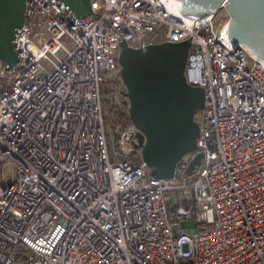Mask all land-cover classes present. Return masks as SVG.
Returning <instances> with one entry per match:
<instances>
[{"label":"built area","instance_id":"obj_1","mask_svg":"<svg viewBox=\"0 0 264 264\" xmlns=\"http://www.w3.org/2000/svg\"><path fill=\"white\" fill-rule=\"evenodd\" d=\"M91 2L79 17L27 0L16 28L0 86V264H264V61L229 37V17L215 29V12L193 18L182 0ZM185 39L200 135L157 178L138 127L110 123L104 103L123 82V40Z\"/></svg>","mask_w":264,"mask_h":264},{"label":"water","instance_id":"obj_2","mask_svg":"<svg viewBox=\"0 0 264 264\" xmlns=\"http://www.w3.org/2000/svg\"><path fill=\"white\" fill-rule=\"evenodd\" d=\"M71 11L86 17L93 12L91 0H63ZM225 7L230 15L228 35L245 44L264 61V0H182V8L196 19ZM27 0H0V60L13 69L18 60L14 37L24 22ZM118 60L125 89L123 101L138 127L137 146L150 174L174 176L177 162L197 148L200 125L196 112L203 108L204 89L185 77L190 39L150 43L135 48L121 43ZM202 152L191 160L188 172L201 162Z\"/></svg>","mask_w":264,"mask_h":264},{"label":"rangeland","instance_id":"obj_3","mask_svg":"<svg viewBox=\"0 0 264 264\" xmlns=\"http://www.w3.org/2000/svg\"><path fill=\"white\" fill-rule=\"evenodd\" d=\"M230 18V15L228 14L227 10L225 9V7H221L217 12H216V17L214 19V26H215V29H220L222 28L223 26V21L226 20L227 18ZM72 46V44L70 45ZM3 68H4V64H1L0 62V86L1 84H4L5 83V77H4V72H3ZM125 89V86L122 82V84L120 83L115 91V94H114V102L116 104H119V105H123L122 103H124L123 101L126 99V97L122 94V91ZM127 107V110H128V106L126 105ZM198 115V113L196 114V116ZM107 118L108 120L110 121V123H113V121L115 120L114 119V116L112 115H109V113L107 114ZM4 168V171L6 173V177H7V180L10 179L12 177V174H13V164L12 162H6L3 166ZM194 224V222L192 220H181L180 221V225L181 226H188V225H192Z\"/></svg>","mask_w":264,"mask_h":264},{"label":"trees","instance_id":"obj_4","mask_svg":"<svg viewBox=\"0 0 264 264\" xmlns=\"http://www.w3.org/2000/svg\"><path fill=\"white\" fill-rule=\"evenodd\" d=\"M1 62L3 64H5V62H3V61H1ZM1 91H2V89L0 87V93H1ZM112 92H113L112 90L109 92L110 93L109 97L105 100V103H104L105 107L109 110L110 115L114 116L115 120H122V121H125V122H132L130 117H129V113H128L127 107L125 106L124 103H122L123 105L116 104L114 102V98L112 97V94H111Z\"/></svg>","mask_w":264,"mask_h":264},{"label":"bare ground","instance_id":"obj_5","mask_svg":"<svg viewBox=\"0 0 264 264\" xmlns=\"http://www.w3.org/2000/svg\"><path fill=\"white\" fill-rule=\"evenodd\" d=\"M174 1V0H173ZM175 1H178V2H180V0H175Z\"/></svg>","mask_w":264,"mask_h":264}]
</instances>
